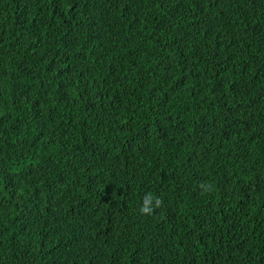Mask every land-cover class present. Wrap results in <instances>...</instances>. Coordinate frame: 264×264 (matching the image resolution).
Wrapping results in <instances>:
<instances>
[{
  "label": "trees",
  "instance_id": "16d2710c",
  "mask_svg": "<svg viewBox=\"0 0 264 264\" xmlns=\"http://www.w3.org/2000/svg\"><path fill=\"white\" fill-rule=\"evenodd\" d=\"M0 264H264V0H0Z\"/></svg>",
  "mask_w": 264,
  "mask_h": 264
},
{
  "label": "clouds",
  "instance_id": "9594fccd",
  "mask_svg": "<svg viewBox=\"0 0 264 264\" xmlns=\"http://www.w3.org/2000/svg\"><path fill=\"white\" fill-rule=\"evenodd\" d=\"M199 187L204 192L212 191L211 185H209V184L201 183L199 185ZM162 204H163V201L159 196H157L151 192H147V193H145L144 197L142 198L139 211L142 215H152L154 210L161 207Z\"/></svg>",
  "mask_w": 264,
  "mask_h": 264
}]
</instances>
